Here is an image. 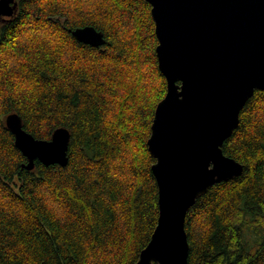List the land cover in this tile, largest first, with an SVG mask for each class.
<instances>
[{
	"label": "trees",
	"instance_id": "trees-1",
	"mask_svg": "<svg viewBox=\"0 0 264 264\" xmlns=\"http://www.w3.org/2000/svg\"><path fill=\"white\" fill-rule=\"evenodd\" d=\"M0 21V264H135L159 217L148 139L167 79L147 0H17ZM92 25L105 43L73 34ZM51 139L68 163L28 158L6 124ZM243 173L188 210V264H264V90L223 144Z\"/></svg>",
	"mask_w": 264,
	"mask_h": 264
},
{
	"label": "water",
	"instance_id": "water-1",
	"mask_svg": "<svg viewBox=\"0 0 264 264\" xmlns=\"http://www.w3.org/2000/svg\"><path fill=\"white\" fill-rule=\"evenodd\" d=\"M158 37L159 68L167 79L148 139L156 159L159 217L135 264H188V210L215 184L240 176L244 165L223 144L240 123L256 90H264V0H147ZM17 0H0V17L12 16ZM100 46L104 33L92 25L72 31ZM6 124L33 169L68 163L71 132L57 128L39 139L12 112Z\"/></svg>",
	"mask_w": 264,
	"mask_h": 264
},
{
	"label": "flooded vegetation",
	"instance_id": "flooded-vegetation-1",
	"mask_svg": "<svg viewBox=\"0 0 264 264\" xmlns=\"http://www.w3.org/2000/svg\"><path fill=\"white\" fill-rule=\"evenodd\" d=\"M10 17H11V16H5V15H3V16L0 17V21L7 20V19L10 18Z\"/></svg>",
	"mask_w": 264,
	"mask_h": 264
}]
</instances>
